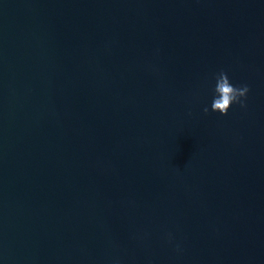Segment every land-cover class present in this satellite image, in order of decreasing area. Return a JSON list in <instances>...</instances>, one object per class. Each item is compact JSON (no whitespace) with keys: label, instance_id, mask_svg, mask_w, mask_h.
I'll return each mask as SVG.
<instances>
[{"label":"water","instance_id":"1","mask_svg":"<svg viewBox=\"0 0 264 264\" xmlns=\"http://www.w3.org/2000/svg\"><path fill=\"white\" fill-rule=\"evenodd\" d=\"M0 264H264V0H0Z\"/></svg>","mask_w":264,"mask_h":264},{"label":"clouds","instance_id":"2","mask_svg":"<svg viewBox=\"0 0 264 264\" xmlns=\"http://www.w3.org/2000/svg\"><path fill=\"white\" fill-rule=\"evenodd\" d=\"M215 85L213 88V99L211 102V112L219 113L224 116L228 113V110L233 105H239L240 108L246 107V99L249 92V86L247 84L234 85L228 74L221 70L214 77ZM203 112L207 114L209 108L205 107Z\"/></svg>","mask_w":264,"mask_h":264}]
</instances>
